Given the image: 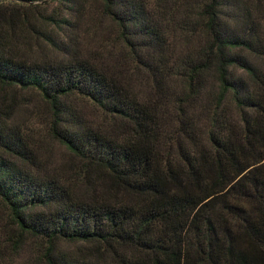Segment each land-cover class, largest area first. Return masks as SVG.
<instances>
[{
  "label": "trees",
  "instance_id": "obj_1",
  "mask_svg": "<svg viewBox=\"0 0 264 264\" xmlns=\"http://www.w3.org/2000/svg\"><path fill=\"white\" fill-rule=\"evenodd\" d=\"M46 1L0 0V88L39 93L79 162L63 180L0 120V202L45 263L264 264V0H99L146 96L86 55L28 59L31 19L84 13ZM69 98L118 131L67 123Z\"/></svg>",
  "mask_w": 264,
  "mask_h": 264
},
{
  "label": "rangeland",
  "instance_id": "obj_2",
  "mask_svg": "<svg viewBox=\"0 0 264 264\" xmlns=\"http://www.w3.org/2000/svg\"><path fill=\"white\" fill-rule=\"evenodd\" d=\"M43 6L45 12L62 7L53 0H47ZM66 7H74L84 13L71 16V12L64 11L62 16L69 22L62 20V16L55 18V21H46L41 15H36L30 20L33 29L27 32V58L39 62H60L75 55H86L94 59L99 67L126 77L131 88L138 93L144 96L149 94L151 78L144 70H134L126 48L119 39L117 26L103 13L100 1L76 0L66 3ZM49 38L54 39L55 44ZM173 78L171 87L179 94L184 84L179 78ZM66 101L67 110L61 117L67 123L118 131L105 118L101 109L93 104L74 98ZM54 115L55 112L39 93L0 88V120H8L9 125L24 132L32 152L45 161L43 169L55 171L63 180L77 178L75 168L79 165L78 159L51 135ZM82 177L78 178L79 181L83 180ZM58 248L73 257H80L85 245L62 242ZM43 252L41 241L21 232L8 208L0 202V264H46Z\"/></svg>",
  "mask_w": 264,
  "mask_h": 264
}]
</instances>
